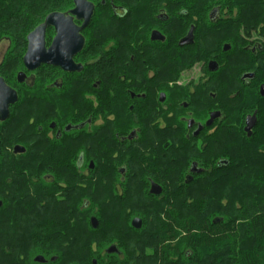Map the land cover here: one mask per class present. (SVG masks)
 I'll use <instances>...</instances> for the list:
<instances>
[{"label":"flooded vegetation","instance_id":"flooded-vegetation-1","mask_svg":"<svg viewBox=\"0 0 264 264\" xmlns=\"http://www.w3.org/2000/svg\"><path fill=\"white\" fill-rule=\"evenodd\" d=\"M87 1L93 13L80 32L83 46L73 55L79 66L42 64L26 70L23 83L34 87L36 128L30 143L52 155L48 168L76 169L80 182L74 185L86 187L90 178L119 193H125L124 185H143L144 196L164 200L167 187L195 182L206 165H213V155L202 154L199 161V151L205 152L221 131L247 134L248 116L256 117L252 131L261 121L257 102L264 96V66L258 74L248 70L244 54L250 45L263 55L264 41L248 38L246 19L231 16L219 3ZM75 7V0H67L66 8L55 12L81 27L84 18L73 14ZM51 28L48 47L56 35ZM41 73H48L42 83ZM257 77L259 86L250 82ZM14 88L19 98L9 118L20 112L14 106L22 89ZM8 119L0 123L1 153L23 146L2 136ZM56 154L62 157L55 159ZM47 180L51 195L71 201L70 212L85 211L87 198L77 187L69 194L53 173ZM154 184L162 188L160 194L151 192Z\"/></svg>","mask_w":264,"mask_h":264},{"label":"trees","instance_id":"trees-1","mask_svg":"<svg viewBox=\"0 0 264 264\" xmlns=\"http://www.w3.org/2000/svg\"><path fill=\"white\" fill-rule=\"evenodd\" d=\"M45 1L52 0H0V41L9 43L0 76L22 89L14 106L20 112H12L6 122L9 128L2 134L8 140L27 142L36 128L34 117L28 118L34 87L19 83L17 73L26 70L27 35L48 14L66 8L67 0H53L51 6ZM183 1L219 3L231 16L246 19L248 38L259 36L264 41V0ZM47 33L49 39L53 29ZM244 55L248 70L258 74L264 54L249 45ZM47 75H42L41 83ZM250 82L261 83L258 77ZM259 100L261 121L252 134L226 129L224 143L218 137L205 152L199 151V157L213 155V165H206L205 174L195 182L173 186L162 201L141 194L143 185L134 191L133 185H124L125 193L98 180L86 187L72 186L78 171L69 166L48 168L52 155L37 152L30 142L23 143L24 153L10 151L3 159L2 152L0 227L7 230L0 229V264H38V255L44 256L45 264H94V260L97 264H264V96ZM18 129L23 130L18 133ZM52 173L58 182L71 180L64 182L69 194L74 187L85 188L87 205L84 212L76 208L78 217L64 215L71 204L51 195L47 179ZM146 208L152 211L149 216L141 212ZM134 214L143 220L140 229L131 224ZM93 216L99 220L97 228L92 226ZM110 241L118 245L120 254L107 253Z\"/></svg>","mask_w":264,"mask_h":264},{"label":"water","instance_id":"water-1","mask_svg":"<svg viewBox=\"0 0 264 264\" xmlns=\"http://www.w3.org/2000/svg\"><path fill=\"white\" fill-rule=\"evenodd\" d=\"M76 7L72 11L73 14H77L79 18H84V23L81 27L74 24L72 17L67 16L62 12H52L47 15L44 22L38 25L27 36V51L24 55L23 62L27 71H33L42 64L59 65L66 70H72L79 65H75L73 61V55L81 50L83 46V36L81 30L89 23L92 13L93 5L87 0H75ZM49 27H54L56 35L52 44L48 47L46 42V33ZM248 74V77H251ZM28 79L27 72L21 70L17 73V80L19 83H23ZM263 93H264V88ZM19 95L17 90L10 86L6 80L0 76V123L6 121L9 118L10 106L18 101ZM256 124L255 116L247 117V124L245 130L250 136L252 134V128ZM26 148L22 145H17L14 148V153H24ZM0 154H1V138H0ZM151 192L160 194L162 188L154 184L151 188ZM1 206V202H0ZM91 223L94 228L99 226V220L93 216L91 217ZM143 220L140 217H135L132 220V225L136 229L142 227ZM108 254H120L121 251L116 244L110 245L106 249ZM35 260L39 263L46 262V259L42 255L36 256ZM97 264V261H93Z\"/></svg>","mask_w":264,"mask_h":264},{"label":"rangeland","instance_id":"rangeland-1","mask_svg":"<svg viewBox=\"0 0 264 264\" xmlns=\"http://www.w3.org/2000/svg\"><path fill=\"white\" fill-rule=\"evenodd\" d=\"M53 2H54L53 0H52V1H45V4H46L45 6H51V5L53 4ZM246 24H247V23H246ZM53 34H54V32L52 33V35H53ZM52 35H51V36H52ZM27 36H28V35H27ZM51 36H50L49 39H51ZM49 39H48V40H49ZM27 45H28V43L26 44V48H25V51H24V53H23V58H24V55H25V53H26V51H27ZM8 46H9L8 41H3V42L0 44V62L2 61L4 54H5V52H6L7 49H8ZM23 63H24V62H23ZM24 67H25V66H24ZM22 70H23V69H22ZM19 71H21V70H19ZM19 71H18V72H19ZM24 71H26V70H24ZM40 75H41V76H42V75H45V73H41ZM41 76H40V77H41ZM45 81H46V79H45ZM17 115H19V113H18ZM19 117H20V116H19ZM28 118L31 119L32 116H28ZM8 124H9V123H8ZM25 124H26V123H25ZM22 126H23V124H22ZM24 127H25V126H24ZM8 128H9V127H7V128L5 129V131L8 130ZM22 130H23V129H18L17 132H18V133H21ZM228 133H229V132H228V131H225V130H224V131H221V134H220L221 136H219V137H220V140L222 141L221 144L224 143V142H223V139H224V137H225L226 135H228ZM13 141H14V142H19L18 139H16V138H15ZM30 141H31V139L29 138V139H27V142H23V141H22L21 143H24V144L26 143V144H27V143L30 142ZM237 141H238V140H237ZM234 144H236V143H234ZM236 145H237V144H236ZM8 152H10V151H9V150H7V151H3V159H6V157H7V153H8ZM11 152H12V151H11ZM37 152H39V151H37ZM3 159H2V160H3ZM94 177H95V176H92V178H94ZM78 182H80V178H78V179H72V186H73L75 183H78ZM61 183H62V185H65V184H64V181H62ZM90 183H91L90 178H88L87 181H86L85 186H89ZM68 185H69V184H68ZM129 186H132V185H129ZM173 186H174V185H173ZM173 186H169V187H167V191L170 192L169 190H170L171 188L173 189ZM141 187H142L141 185H134L132 191H134L135 189L141 188ZM175 187H177V186H175ZM79 192H80L81 194H82V193H86V190H85V188H81V189H79ZM77 193H78V192H77ZM127 193H128V191H127ZM129 193H133V192H130V191H129ZM141 194H142V193H141ZM172 195H173V193H172ZM85 196H86V194H85ZM174 196H175V195H174ZM157 200H159V199H157ZM160 201H162V198L160 199ZM68 202H71V201L68 200ZM151 205H152V206H155V203H154V202H151ZM171 206H172L171 204H167V207H168V208L171 207ZM147 209H148V208H146V210L143 209V210H141V212H143L144 214L147 213L148 216H149V215L151 214L152 211H147ZM63 214L66 215V216L78 217V216H76V214H73L72 212H69V211H67V212H65V213H63ZM73 215H75V216H73ZM77 215H78V214H77ZM135 216H138V215L134 214L133 217H135ZM108 242H109V241H108ZM110 242H111V243H109L108 246L106 245L107 247H109L111 244L114 243V242L112 243V241H110ZM107 247H106V248H107Z\"/></svg>","mask_w":264,"mask_h":264}]
</instances>
